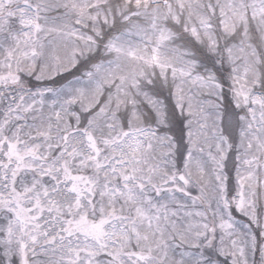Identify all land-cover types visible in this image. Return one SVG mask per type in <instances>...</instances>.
I'll use <instances>...</instances> for the list:
<instances>
[{
  "label": "snow or ice",
  "instance_id": "snow-or-ice-1",
  "mask_svg": "<svg viewBox=\"0 0 264 264\" xmlns=\"http://www.w3.org/2000/svg\"><path fill=\"white\" fill-rule=\"evenodd\" d=\"M0 264H264V0H0Z\"/></svg>",
  "mask_w": 264,
  "mask_h": 264
}]
</instances>
